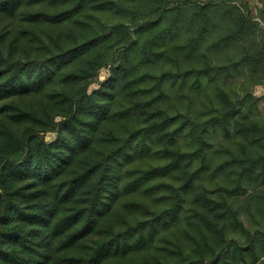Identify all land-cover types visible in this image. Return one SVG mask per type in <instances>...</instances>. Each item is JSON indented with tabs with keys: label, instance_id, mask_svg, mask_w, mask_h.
<instances>
[{
	"label": "trees",
	"instance_id": "16d2710c",
	"mask_svg": "<svg viewBox=\"0 0 264 264\" xmlns=\"http://www.w3.org/2000/svg\"><path fill=\"white\" fill-rule=\"evenodd\" d=\"M261 4L0 0V264H264Z\"/></svg>",
	"mask_w": 264,
	"mask_h": 264
},
{
	"label": "rangeland",
	"instance_id": "374dc122",
	"mask_svg": "<svg viewBox=\"0 0 264 264\" xmlns=\"http://www.w3.org/2000/svg\"><path fill=\"white\" fill-rule=\"evenodd\" d=\"M248 1L250 3L251 8H252L253 14L257 15L258 9L262 6L261 0H248ZM108 74H109V69H107V68L102 69V71L100 72L98 80L99 81L105 80L106 77L108 76ZM96 88H98V85L97 84H93L90 87V90L92 91V90H94ZM254 92H255L256 96L264 97V84L256 85L254 87ZM260 111H261L262 114H264V102H261V104H260ZM54 138H55V134H53V133H48L47 134V140H53Z\"/></svg>",
	"mask_w": 264,
	"mask_h": 264
}]
</instances>
